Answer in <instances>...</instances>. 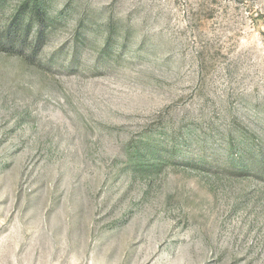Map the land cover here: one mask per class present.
Masks as SVG:
<instances>
[{
  "label": "rangeland",
  "instance_id": "374dc122",
  "mask_svg": "<svg viewBox=\"0 0 264 264\" xmlns=\"http://www.w3.org/2000/svg\"><path fill=\"white\" fill-rule=\"evenodd\" d=\"M0 264H264V0H0Z\"/></svg>",
  "mask_w": 264,
  "mask_h": 264
},
{
  "label": "trees",
  "instance_id": "16d2710c",
  "mask_svg": "<svg viewBox=\"0 0 264 264\" xmlns=\"http://www.w3.org/2000/svg\"><path fill=\"white\" fill-rule=\"evenodd\" d=\"M27 30H28V28H29V26L28 25H26V26H24ZM37 30V36H39V33H40V31H39V29H36Z\"/></svg>",
  "mask_w": 264,
  "mask_h": 264
}]
</instances>
